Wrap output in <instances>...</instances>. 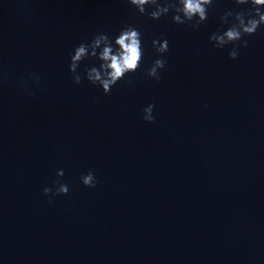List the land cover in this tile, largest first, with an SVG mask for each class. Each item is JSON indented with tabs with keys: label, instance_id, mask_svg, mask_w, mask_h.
<instances>
[{
	"label": "clouds",
	"instance_id": "obj_1",
	"mask_svg": "<svg viewBox=\"0 0 264 264\" xmlns=\"http://www.w3.org/2000/svg\"><path fill=\"white\" fill-rule=\"evenodd\" d=\"M140 15H147L151 20L157 21L172 13V22L177 25H188L193 30L198 29L201 24L208 20V12L214 5V0H127ZM237 7L249 6L246 10L232 9L225 11L220 16L221 24H230L224 31L211 34L209 41L213 47L222 49L232 44L234 47L229 52V58L236 60L239 57V48H247L246 36H253L257 30L264 26V0H234ZM151 9L149 11L148 9ZM239 42V43H237ZM152 47L158 56L152 66L147 70V76L159 83L162 79L161 70L165 69L167 61L163 55L169 51L167 39H153ZM144 50L142 33L139 28L129 24L121 28L113 38L108 33L95 34L88 42H81L69 52V72L74 84H81L86 79L92 85H98L104 95H110L113 87L125 76L137 72L141 67ZM94 58L98 62L86 67L83 75L78 71L81 63L87 59ZM39 83V75L30 77ZM27 87V85H23ZM32 94V93H29ZM155 105L148 104L142 110V119L147 123H155ZM64 171L58 170L57 176L62 177ZM84 186L96 187L95 174L89 171L81 176ZM69 188L67 184L57 181L55 192L51 187H44L43 194L48 196L67 195Z\"/></svg>",
	"mask_w": 264,
	"mask_h": 264
}]
</instances>
